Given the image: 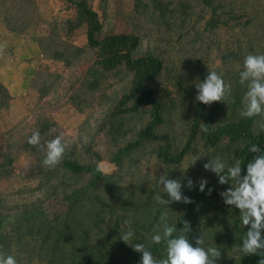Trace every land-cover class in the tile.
Masks as SVG:
<instances>
[{
  "label": "trees",
  "instance_id": "16d2710c",
  "mask_svg": "<svg viewBox=\"0 0 264 264\" xmlns=\"http://www.w3.org/2000/svg\"><path fill=\"white\" fill-rule=\"evenodd\" d=\"M80 37L85 47L75 44ZM249 53H264V0H0V187H13L0 192V252L18 264H137L141 254L130 247L137 242L166 255L164 244L150 241L166 211L178 232L180 220L190 222V241L202 233L220 248L221 264L264 259L238 251L247 229L219 195L235 182L219 185L203 168L220 156L229 165L241 160L246 171L249 146L264 148V117L240 115L247 85L239 72ZM81 65L84 81L68 87L66 103L77 114L103 109L89 132L61 134L45 113L15 123L18 98L34 91L38 108L58 90L59 73ZM208 70L232 86L212 105L194 99ZM33 131L41 145L63 137L54 168L27 143ZM25 157L31 162L22 169ZM161 175L183 181L193 203L158 204L155 197L167 198ZM186 177L207 178L208 187L189 189ZM26 192L37 197L23 206L7 201ZM50 199L61 211L48 214ZM125 220L134 231L129 245L121 240Z\"/></svg>",
  "mask_w": 264,
  "mask_h": 264
},
{
  "label": "clouds",
  "instance_id": "9594fccd",
  "mask_svg": "<svg viewBox=\"0 0 264 264\" xmlns=\"http://www.w3.org/2000/svg\"><path fill=\"white\" fill-rule=\"evenodd\" d=\"M239 82L241 85H247L241 99L240 115L244 118L264 117V53H249L245 56L243 69L239 72ZM231 87V84H226L216 71L208 70L204 79H199L195 84L194 99L204 105L222 102L226 94L231 92ZM201 127L203 131H208L203 125ZM27 143L44 151L43 164L50 168H54L62 161L67 147L62 136H56L41 145L39 131H33ZM248 151L254 155L247 162L246 171L241 166V160L235 159L234 163L229 165L220 156L208 159L203 168L216 175L219 185H227L229 181L235 182L219 195L226 206L239 210L240 223L247 231L238 251L245 256L253 257L258 254L264 255V148L258 144H251ZM185 179L189 189L198 184L200 192H204L209 184L208 179L204 177L196 182L190 177ZM159 183L163 185L167 198L155 197L158 204L169 206L172 203H193V200L182 191L185 186L183 181L161 175ZM212 190L208 189L209 195ZM179 223L183 227L178 232L176 224L168 222V213L166 211L162 213L159 222L153 226L150 241L156 245L164 244L166 255L157 257L144 243L137 242L130 246L134 252L141 254L137 264H221L224 256L220 248L211 246L202 233L193 235L190 241L188 234L193 232L190 222L182 219ZM123 224L127 231L121 234V240L129 245L128 242L134 237V231L130 221L125 220ZM0 264H18V261L14 255L0 252ZM257 264H264V259L258 260Z\"/></svg>",
  "mask_w": 264,
  "mask_h": 264
},
{
  "label": "rangeland",
  "instance_id": "374dc122",
  "mask_svg": "<svg viewBox=\"0 0 264 264\" xmlns=\"http://www.w3.org/2000/svg\"><path fill=\"white\" fill-rule=\"evenodd\" d=\"M75 44L77 46H82L85 47L84 44V39L83 37L76 38L75 39ZM85 65V64H84ZM81 65L79 68L76 67V69H71L69 71H65L63 73H59V82H55V87L58 90L53 89L51 91L50 96L42 98L39 100V107L35 108L34 102L32 101L33 98L35 100V95L36 93L34 91L29 92V96L25 95L26 97L23 98H18V112L16 113L17 119H14L15 123H21L23 124L24 121H26L29 118H32L34 115H37L39 113H45V114H50L52 117L58 119V121L61 123L59 132L61 134H66L67 132L73 137L76 136L79 132L84 131V132H89V127L94 125L96 122L99 121V118L102 116L103 109L99 108L93 113L89 115V113H84V114H77L73 112L72 108H69L67 106V99L70 94V89L68 87H77L80 83L84 81V70L87 68L86 66ZM5 69L1 68V73L4 72ZM79 80V83L76 80ZM10 90V88H9ZM34 95V96H33ZM32 96L33 98H31ZM98 97V96H97ZM104 97L102 96V101H104ZM50 103V104H49ZM28 107H33L34 111L33 112H28L25 113V110ZM34 114V115H33ZM14 124V123H13ZM5 128H2V131H5ZM68 130V131H67ZM31 158L25 157L24 159L22 158L19 160V163H22L20 166L22 169H25L26 167H29L30 164H28ZM15 181L14 179L11 180L13 183ZM3 185L0 187V192L1 193H7L8 191L12 192L13 187H11V183L7 181H3ZM17 186V183H15ZM15 186V187H16ZM32 188L34 187L33 185L31 186ZM7 197V196H6ZM37 197V193H31V192H26L22 194H17V195H11L7 197V201L10 202L11 200L9 199H15L14 203L17 204L18 206H23L26 204V202H30L35 200ZM45 209L47 210L48 214H53L55 211H61L62 205L61 202L58 200H47L44 204ZM13 213V212H12ZM11 213V214H12Z\"/></svg>",
  "mask_w": 264,
  "mask_h": 264
}]
</instances>
